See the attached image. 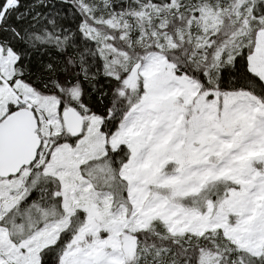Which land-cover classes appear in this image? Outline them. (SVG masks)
<instances>
[{"label":"snow or ice","instance_id":"6c2138e0","mask_svg":"<svg viewBox=\"0 0 264 264\" xmlns=\"http://www.w3.org/2000/svg\"><path fill=\"white\" fill-rule=\"evenodd\" d=\"M0 264H264V0H0Z\"/></svg>","mask_w":264,"mask_h":264}]
</instances>
